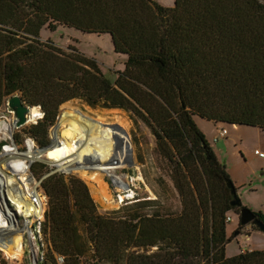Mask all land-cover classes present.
<instances>
[{"label": "trees", "instance_id": "1", "mask_svg": "<svg viewBox=\"0 0 264 264\" xmlns=\"http://www.w3.org/2000/svg\"><path fill=\"white\" fill-rule=\"evenodd\" d=\"M59 25L108 33L123 68L112 79L96 59L39 37L42 27ZM17 90L43 111L24 130L41 146L60 105L73 98L123 108L150 128L181 209L125 216H145L150 229L177 235L149 253V264H264V249L226 254V217L238 207L230 203L225 165L194 120L264 130V0H0V105ZM30 169L48 197L39 264H99V210L84 178L43 161ZM165 215L178 216L175 229Z\"/></svg>", "mask_w": 264, "mask_h": 264}, {"label": "rangeland", "instance_id": "2", "mask_svg": "<svg viewBox=\"0 0 264 264\" xmlns=\"http://www.w3.org/2000/svg\"><path fill=\"white\" fill-rule=\"evenodd\" d=\"M160 5L171 6L174 0H154ZM39 37L45 41H51L65 51H71L70 48H75L80 53L88 55L97 60L104 75L115 78L117 70L122 68L123 55L114 50L111 36L108 33L88 32L77 29L72 26L59 25L55 30L48 27H42ZM9 96H6L3 103L0 105V126L4 123L13 121L14 128L11 132L1 133L0 131V158L6 148H18L20 153L9 154L4 159L8 158V163L21 166L26 163L22 158V152L28 149H38L41 146L39 141L30 137L25 128L39 118L42 117L43 111L38 105L40 114L34 119L27 115L28 120L21 126L16 125V114L14 108L9 105ZM71 105L78 107L90 115L100 117L107 120L124 119L126 121L128 132L132 139L134 157L139 170V177L129 182L123 188H119L113 183L108 175H105L107 184L108 199L104 197H96L95 199L99 210V238L94 248L97 251V259L99 264H149L147 256L152 251L164 246L167 242L174 244L177 240V235L161 231L159 228L150 229L147 226L145 216L138 219H127L125 216L131 217L136 213L146 216L158 214H177L181 209L180 198L177 190L173 185L171 178V167L167 161L159 154L156 148L155 136L145 122L132 112L120 107H92L87 102L73 98L59 107L58 115L55 122L49 127V145L53 140L52 130L58 126V133L66 148L70 151L68 158L64 160H49L43 157H36L28 161L30 164L35 161H43L48 164L53 171H60L64 174L74 173L81 176V172L75 168L76 160L71 157L76 156V152L80 148V144H76L69 137H65L64 124H59L58 116L62 106ZM194 120L198 128L204 133L214 154L222 162L230 178L240 194L242 203L251 208L256 214L260 213L264 217V156H260L254 152L255 148L264 151V130L257 126L246 124H236L229 122H218L215 124L210 119L194 115ZM219 128V129H218ZM221 128H226L228 133L215 140L214 135ZM3 131V130H2ZM16 132V141L13 133ZM219 134V131H218ZM22 137V141L20 140ZM95 145L96 140H92ZM70 148V149H69ZM71 153V154H70ZM19 156V157H18ZM10 157V158H9ZM3 159V158H2ZM66 160H68L66 162ZM90 159H85L80 164H87ZM89 164V163H88ZM16 167L14 166V169ZM19 169V167H17ZM16 168V170H18ZM13 168L8 169L5 175H2L3 180L9 179V176L18 175V171ZM91 170V169H90ZM0 171L5 169L1 165ZM30 174L32 179L28 184V191H38L40 200L45 203L44 210L41 216L36 215V211H30V223L25 228H20L21 216H13L12 221H2L4 227H14L16 230L26 233H31L30 240L21 236L15 237L13 244L23 248V264H39L45 260L47 243L42 231V221L45 219V211L48 207V197L44 189L40 185V181L33 175L31 169ZM83 177V176H81ZM1 178V176H0ZM84 178V177H83ZM86 181V179L84 178ZM38 181V186L36 185ZM87 183V181H86ZM88 184V183H87ZM89 186V184H88ZM90 188V186H89ZM16 203V202H15ZM11 201L10 207L13 208ZM23 206L24 203L18 202ZM15 210V209H14ZM23 210H25L23 208ZM238 212L230 210L231 220L228 223L229 240H239L241 245H245L246 234L249 233V242L246 245L255 247V249H264V232L256 228L254 225L242 224ZM4 211L11 213L7 202L4 203ZM4 211L0 213L4 215ZM13 214V213H12ZM20 215V214H19ZM25 218V217H24ZM154 218V217H153ZM163 221L175 229L178 216L165 215ZM32 222V223H31ZM24 223V221H23ZM241 234L238 238V234ZM171 240V241H170ZM232 240V241H233ZM236 244L230 245L229 249H233ZM57 259L62 262V256L57 254ZM0 264H10L4 257L2 246L0 245Z\"/></svg>", "mask_w": 264, "mask_h": 264}, {"label": "bare ground", "instance_id": "3", "mask_svg": "<svg viewBox=\"0 0 264 264\" xmlns=\"http://www.w3.org/2000/svg\"><path fill=\"white\" fill-rule=\"evenodd\" d=\"M39 114L40 111L37 105L32 106L30 118L34 119ZM58 122L66 127L63 135L69 137L74 143L80 144L79 150L75 151L76 156L71 158H75L73 159L74 161L76 160L75 168L86 179L94 196L109 198L108 183L105 181V175H108L110 180L119 188H123L139 177L132 139L124 119L107 120L90 115L78 107L64 105L60 110ZM236 124L238 123H234V125ZM14 126L13 121L4 123L2 127L0 126V131L1 133L11 132ZM52 135L53 140L49 145L38 149L31 148L19 154L26 160V163L21 166L12 165L7 162L8 158L4 159L9 154L20 153L18 148L16 150L13 147L6 148L1 154L0 161L5 171H0V210L4 211V203L6 201L11 213L7 211H4V215L0 213V245L2 246L4 257L10 264H23V248L13 244L15 237L24 233L21 238H25L24 242H26L30 240L31 233H26L27 228L26 231L23 232L22 229L19 233V230L11 227V225L4 227L2 221L11 222L12 215L17 216L18 214L22 218L19 220L21 223L20 228H25L31 220V209L36 211L37 216H41L45 207L43 200H40L39 197L35 198L38 195L37 190L33 193L28 191V184L31 180H34L30 174L28 161L40 156L49 160L62 161L68 158V153L70 152L63 140L58 137L60 136L58 126L53 128ZM92 140H96L95 145ZM14 154L10 157H14ZM84 158L90 159L85 161L89 164H80ZM14 166L16 168L19 167V169H14ZM12 168L19 172L18 175H11L8 177L9 179L3 180L2 175H5L8 169ZM36 185H39L38 181H36ZM11 201L13 202V208L10 207ZM18 202H22L24 205H16ZM26 221H29V223Z\"/></svg>", "mask_w": 264, "mask_h": 264}, {"label": "water", "instance_id": "4", "mask_svg": "<svg viewBox=\"0 0 264 264\" xmlns=\"http://www.w3.org/2000/svg\"><path fill=\"white\" fill-rule=\"evenodd\" d=\"M20 94V90H17L9 97V105L15 110L17 126L23 125L28 120L27 115L30 114V110L32 108V105H27L23 102ZM226 183L232 194L230 203L240 209V222L242 224L249 223L250 225H254L256 228L264 232V221L251 208L242 203L240 194L237 192V188L230 177L226 179Z\"/></svg>", "mask_w": 264, "mask_h": 264}, {"label": "crops", "instance_id": "5", "mask_svg": "<svg viewBox=\"0 0 264 264\" xmlns=\"http://www.w3.org/2000/svg\"><path fill=\"white\" fill-rule=\"evenodd\" d=\"M123 59H124V55H123ZM122 63H123V60H122ZM122 68H123V64H122ZM121 68V69H122ZM210 121H213L215 124H217L218 125V122H223V121H214V120H210ZM219 129V128H218ZM217 129V131H216V133H215V135H214V138L218 135V130ZM261 129V128H260ZM227 133H228V131H227ZM228 223H229V221L227 222V235H228V237L230 238V236H229V232H230V230L228 229ZM235 234H238V232L236 231V233ZM238 236V238L241 236L242 237V235L241 234H238L237 235ZM246 237L245 238H243L244 239V241H245V245H241V243L239 242V240H233L232 238L227 242V244H226V254L227 255H233V254H236V253H238V252H241V251H244V250H246V249H255V247H253V246H250V245H246V243L247 242H249V238H250V235H249V233L248 234H246L245 235ZM234 241V243L236 244V246L233 248V249H229V247H230V245L233 243V241Z\"/></svg>", "mask_w": 264, "mask_h": 264}, {"label": "built area", "instance_id": "6", "mask_svg": "<svg viewBox=\"0 0 264 264\" xmlns=\"http://www.w3.org/2000/svg\"><path fill=\"white\" fill-rule=\"evenodd\" d=\"M227 133L226 128H221L219 130V134L215 137V140H218L220 137L224 136ZM254 152L257 153L260 156H264V151L260 150L259 148H255ZM231 220V215L228 214L226 217V221H230Z\"/></svg>", "mask_w": 264, "mask_h": 264}]
</instances>
